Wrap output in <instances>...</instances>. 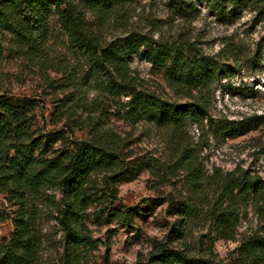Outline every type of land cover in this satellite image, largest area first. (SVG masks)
I'll list each match as a JSON object with an SVG mask.
<instances>
[{"label":"rangeland","instance_id":"obj_1","mask_svg":"<svg viewBox=\"0 0 264 264\" xmlns=\"http://www.w3.org/2000/svg\"><path fill=\"white\" fill-rule=\"evenodd\" d=\"M182 1L192 6L183 14L177 9ZM244 3L223 7L214 0H134L106 18L87 14L103 46L135 33L231 67L229 76L181 96L164 72L138 58L131 62L128 74L138 91L168 104L196 102L209 108L207 119L171 127L128 120L129 97L106 90L105 73L91 67L55 12L35 49H21L11 35L0 33V96L33 104L31 134L45 140L60 135L63 140L50 146L52 152L72 142L110 147L129 172L117 184L108 183L107 174L94 175L88 189L93 202L82 221L93 243L83 264H151L159 245L192 259L252 264L247 242L264 237V2ZM235 126L251 130L229 136ZM230 175L259 181L262 192L250 204L225 201ZM62 199L61 192L50 189L33 205L42 242L38 264H64ZM184 203L192 213L176 238L172 230L181 216L173 207ZM17 208L0 196L5 212L0 242L14 231ZM126 208L140 211L125 214ZM229 211L236 215L235 224L230 234H222L215 215Z\"/></svg>","mask_w":264,"mask_h":264},{"label":"trees","instance_id":"obj_2","mask_svg":"<svg viewBox=\"0 0 264 264\" xmlns=\"http://www.w3.org/2000/svg\"><path fill=\"white\" fill-rule=\"evenodd\" d=\"M131 1L134 0H79V3L75 0H0V33L11 35L21 49H35L37 39L41 38L43 29L46 30L49 16L55 12L71 42L88 55L91 67L105 73L106 90L113 95L129 97L126 118L132 123L147 120L171 127L207 119L209 108L205 104H168L155 94L138 91L134 79L129 77V64L136 58L149 62L164 72L170 87L181 96L205 88L216 78L229 76L230 66L218 65L213 58L191 54L185 46L157 44L151 37L135 33L106 46L98 41L89 26L87 14L95 12L106 18L103 16L123 10ZM201 1L209 4L212 0ZM245 1L214 0L223 7L230 4L241 7ZM177 4L178 12L182 14L192 7H185L183 1ZM32 105L27 99L0 96V196L3 194L11 207H18L12 212L14 231L0 242V264H38L42 242L38 237L33 205L50 189L63 195L60 223L67 236L64 264H83L85 251L93 243L82 230L84 212L93 202L88 193L92 179L95 174L102 173L107 174L108 183L117 184L121 179H127L129 172L118 153L93 142H72L69 147L52 152L50 146L63 138L52 135L45 140L31 134L29 113ZM250 130L242 131L235 126L229 136L244 135ZM258 183L246 176L235 178L230 175L225 184V201L252 203L254 196L262 192ZM136 210L140 211L139 208H126L123 213L131 214ZM173 210L181 216L172 230V234L179 238L185 228V218L192 212L185 203L173 207ZM116 214L123 215L121 211ZM3 220L5 212L0 210V222ZM235 220L232 211L216 214L218 232L230 234ZM245 253L252 264H264V237L249 240ZM178 263L220 264L213 259L188 258L163 245L156 247L151 264Z\"/></svg>","mask_w":264,"mask_h":264}]
</instances>
